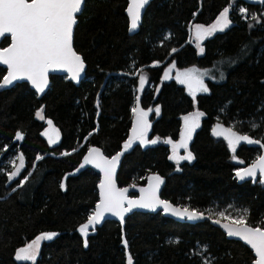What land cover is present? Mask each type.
<instances>
[{
    "label": "trees",
    "instance_id": "1",
    "mask_svg": "<svg viewBox=\"0 0 264 264\" xmlns=\"http://www.w3.org/2000/svg\"><path fill=\"white\" fill-rule=\"evenodd\" d=\"M230 5V26L205 39L197 54L189 29L211 25ZM126 6L127 0H84L73 35L86 66L79 85L50 76L41 98L25 83L0 91V264H32L16 261L15 253L45 232L57 235L42 244L35 264H127L129 254L133 264H253L249 248L226 239L207 220L180 223L161 213H134L123 226L105 222L84 246L78 230L98 201L99 175L80 165L93 147L107 157L123 153L116 181L121 188H137L131 197L159 176L161 198L176 206L215 220L218 212L235 218L247 210L246 222L254 227L264 219L261 178L235 177L264 148L240 142L233 153L223 137L212 135L219 123L264 143V0H152L135 34L128 31ZM9 43L5 38L0 46ZM214 65L224 78L207 81L208 92L195 96L204 115L189 145L192 162L177 170L165 144L143 148L135 142L124 149L137 97L142 110L160 109L148 117V137L179 139L194 99L185 86L163 80L167 67ZM5 73L0 67V82ZM141 75L147 81L138 92ZM41 109L44 119L38 120ZM48 120L59 134L54 146L43 137ZM17 132L22 140H16ZM20 156L24 166L9 180L10 162Z\"/></svg>",
    "mask_w": 264,
    "mask_h": 264
},
{
    "label": "snow or ice",
    "instance_id": "2",
    "mask_svg": "<svg viewBox=\"0 0 264 264\" xmlns=\"http://www.w3.org/2000/svg\"><path fill=\"white\" fill-rule=\"evenodd\" d=\"M149 0H130L127 12L130 18V31L135 30L141 20V12ZM83 0H0V37L5 34H10L11 46L0 51V64L7 66V75L3 77V82L0 83V88L11 85L14 81L27 80L39 92H43L47 86V74L51 68H64L71 73V79L78 80L81 72L84 70V61L81 56L73 50L72 38L73 27L76 24V15L81 11ZM229 7H225L219 17L212 25L205 27L196 25V39L200 41L206 36H211L217 31H224L230 24ZM242 15H245L247 10L243 7L239 8ZM252 19H257L255 15ZM200 47L199 44H197ZM203 52V48L200 49ZM175 51V49H173ZM174 67V65H173ZM172 68L164 74V79H170L169 73ZM206 73H201L193 68L183 72H177L176 79L180 84H186L189 94L195 100L197 92H207L208 88L203 82V76ZM223 75V74H221ZM147 77L141 75L139 77V87L144 89ZM42 109L36 113L40 119H44ZM135 116L132 127V136L129 141L124 144V149L131 147L136 140L140 144H156L157 139L148 140L147 132L150 127L148 115L152 109L147 111L139 107V97H137V107L133 108ZM158 115L160 109H155ZM204 114L195 112L191 115L184 116V128L180 134V142L173 143L172 140H165L164 143L172 146V155L169 159L174 160L179 164L181 160L191 161L194 157L191 152L187 151L188 141L192 138V133L200 126V118ZM47 123L51 127L52 122ZM253 128L258 127L255 123L251 125ZM47 135V133H45ZM212 135L215 137H223L227 141L228 147L233 153L240 142L247 144H259L264 148V143L259 140L250 138L248 135L238 134L233 128H224L219 123L212 129ZM23 135L19 132L16 134V140H22ZM58 140V133L55 137L49 136L48 142L55 144ZM185 149L186 155H179L178 149ZM68 153H65L67 155ZM123 153L106 158L98 148L89 149L88 155L84 158V162L80 165L83 168L86 164H91L98 168L103 173V178L99 183V202L96 204L94 212L87 217V222L80 226L79 232L85 238L84 246L87 247V236L89 229L94 230L106 213L117 216L123 222L126 213L131 212L135 208L149 209L156 211L158 207L164 212H170L173 216L187 218L189 220H197L203 218V213H197L195 210H189L187 207L181 209L173 207L172 204L160 200L157 192L159 185L163 182L159 176L150 178L149 187L141 188L142 196L139 200L128 199L125 193L128 189H119L115 183L116 168L120 157ZM235 159V156H233ZM20 160L19 166L15 167V171L8 174V179L15 178L21 168H23V156L18 157ZM42 159V157H37ZM243 163V161H239ZM257 173L260 174L264 183V155L259 156L250 167L237 171L236 175L243 180L245 177L255 178ZM154 181L155 183H152ZM63 188L64 185L61 184ZM127 204V207H125ZM219 219L214 220V223L220 224L221 220H228L229 223L222 224L227 235L237 237L246 245L250 246L255 253V264H264V219L259 224L262 226H251L247 224V210L238 217L227 216L224 212H218ZM211 218V215L209 216ZM56 233H44L37 236L26 247L19 249L16 252L15 259L17 261H31L35 264L36 257L40 250L41 241L52 240ZM124 246L127 248V241H124ZM127 264H133V258L129 254L127 256ZM205 264H208L205 261Z\"/></svg>",
    "mask_w": 264,
    "mask_h": 264
},
{
    "label": "water",
    "instance_id": "3",
    "mask_svg": "<svg viewBox=\"0 0 264 264\" xmlns=\"http://www.w3.org/2000/svg\"><path fill=\"white\" fill-rule=\"evenodd\" d=\"M151 1H152V0H149V3H148L147 5H145L144 9H142V12H141V20H140V22H139V24H138V27H137L135 30L130 31V18H129V15H128V12H127V8H128V6H129V2H130V0H127V6H126V8H125V15H126V17H127V19H128V31H129V33H131V34H135V33H137V32L139 31V27H140V25H141V22H142V19H143L144 13H145L147 7L149 6V4L151 3ZM244 1H246L247 3H250V4H259L262 0H244ZM83 3H84V0H83ZM82 9H83V4H82V7H81V11H82ZM81 11H80L79 13H77L76 18H77V16L80 15ZM75 25H76V24H75ZM75 25H74V27H73V35H74V28H75ZM5 38H9V39H10V43H9V45L6 47V48H8V47L11 46V37H10V34H5L4 37H0V45H1L2 41H3ZM72 45H73V38H72ZM3 49H5V48H3ZM3 49H2L1 46H0V51H2ZM73 50L76 52V50L74 49V46H73ZM76 53H77V52H76ZM77 54H78V53H77ZM78 55H79V54H78ZM80 56H81V55H80ZM81 58H82V57H81ZM82 60H83V59H82ZM0 67L3 68V69L6 71V73H5V76H6V75H7V66H6V65H3V64H0ZM85 69H86V66H85V63H84V70H83V72H81V74H80V78H79L78 80H73V79H71V73L68 72V71H67L66 69H64V68H51V69H49L48 74H47V86L45 87V89H44L43 92H39V91H37V89L32 85V83H31L30 81H27V80H18V81H14L11 85H7V86H5L4 88H0V91L9 90V89L13 88V87H14L15 85H17V84L25 83V84H27V85L29 86V88H30L32 91H34V93L37 95L38 98H41V97L47 92V90L49 89V85H50L49 77H50V76H62V77H66L68 81L72 82L75 86H77V85H79V83L81 82V80H82L83 77H84ZM2 82H3V79L1 80L0 83H2ZM185 88H186L187 91H188V87H187L186 84H185ZM188 92H189V91H188ZM134 120H135V116L133 115L132 120H131L130 129H129V137L132 136V127H133V124H134ZM245 143H246V142H245ZM246 144H247V143H246ZM99 150H100V149H99ZM100 151H101V150H100ZM88 152H89V151H88ZM88 152L86 153V156L88 155ZM101 153L103 154L102 151H101ZM103 155H104V154H103ZM262 155H264V149H262V154H261V156H262ZM86 156H85V157H86ZM104 156H105V155H104ZM105 157H106V158H111V157H107V156H105ZM112 157H113V156H112ZM251 165H252V164L248 165L247 167H250ZM84 167L89 168V169L93 170L96 174H98V175H99V183H100L101 179L103 178V173H101V172L99 171L98 168L94 167V166L91 165V164H86ZM247 167H245V168H247ZM119 168H120V160H119V163H118V165H117L116 173H115V183H116V187L119 188V189H125V188H121V187H119L118 184H117V181H116V178H117V174H118ZM242 169H244V168H242ZM242 169H240V170H242ZM238 171H239V170H238ZM236 173H237V172H236ZM236 173H235V177L237 178V180H238L239 182L246 181V180H252L253 182H256V180H257L258 177H260V178L262 179V177L260 176V174L257 173V176H256L255 178H252V177H245V179L241 180V179H239V177L236 175ZM99 183H98V185H97V193H98V201H97V203L99 202ZM149 183H150V180H149V181L146 183V185H145L144 187H142V188L147 189V188L149 187ZM152 183H155V182L152 181ZM162 187H163V183H161V184L159 185V190H158V192H157V195H158V197H159L160 200H163V199L161 198ZM126 189H128V191H127V193H125V195L127 196L128 199H131V200H139V199L141 198L142 193L140 192V190H137V196H136V197H131V196H130V193H132V191H133L134 189H131V188H128V187H126ZM134 191H136V189H135ZM163 201H166V200H163ZM166 202L170 203L169 201H166ZM97 203H96V204H97ZM96 204H95V207H96ZM170 204H172V203H170ZM172 205H173V207H178V208L183 209V207H179V206H176V205H174V204H172ZM95 207H94V210H95ZM125 207H127V204H125ZM94 210H93V212H94ZM93 212H92V213H93ZM134 213H142V214H157V213H161L164 217L169 218V219H172V220H174V221H176V222H180V223H181V222H185V221L199 222V221L207 220V221L210 223L211 226H213V227L219 229V230L225 235L226 239H228V240H232V241L240 242L241 244H243L244 246H246L247 248H249V249L252 251V253H253V256H254L253 264H255V259H256V257H255L254 250H252V249L250 248V246L246 245V244H245L243 241H241L239 238L228 236V235H227V232H226V230H225V228L222 227V224H226V223H229V222L222 221V220H221V223H220V224H217V223H214V222H213L215 219H209V218L204 217V216H203V218H201V219H197V220H189V219H187L186 217H185V218H180V217H178V216H173L170 212H167V213L164 212V210H163L162 208H160V207H158V208L156 209V211H151V210H149V209L135 208V209H133L131 212H128V213L125 214L123 222L120 220L119 217H117V216H113V215H111L110 213H106V214H105V218H104L99 224H97V225L95 226V228H99V227H101L105 222H108V221L117 222V223H119L121 226H123V225H124V222H125V220L128 218V216H130V215H132V214H134ZM197 213H198V212H197Z\"/></svg>",
    "mask_w": 264,
    "mask_h": 264
},
{
    "label": "rangeland",
    "instance_id": "4",
    "mask_svg": "<svg viewBox=\"0 0 264 264\" xmlns=\"http://www.w3.org/2000/svg\"><path fill=\"white\" fill-rule=\"evenodd\" d=\"M216 20H217V19H216ZM216 20H215V21H216ZM213 23H215V22H213ZM213 23H212V24H213ZM212 24H211V25H212ZM195 26H196V25H193V26L189 29L190 42H191V43L194 45V47L196 48V50H197V54L201 55L202 52H201L200 49L202 48V43H203V41H204L205 39H207V38L213 36L214 34L219 33V32H222V31H217V32H215L214 34H212L211 36H206L204 39H202V40H200V41H197V39H196V29H195ZM209 26H210V25H209ZM229 26H230V24H229ZM229 26H228V27H229ZM205 27H208V26H205ZM228 27H227V28H228ZM227 28H225V29H227ZM197 44H199L200 47H198ZM220 67H221L220 65H214V66H212V67H210V68H206V69H198V68H195V67H190V68H185V69H175V68L169 66V67H167V68L165 69L162 78H163V80H165V79H164V74H165V72L168 71L169 68H172L171 73H169V75H170L171 78H170V79H167V80H171V79H173L174 81L177 82L178 85H180V86H185V84H180V83L177 81V79H176V74H177V72H183V71H187V70H189V69H193V68H195V69L199 70L201 73H206V75L203 76V82H204L205 86L207 87V84H206L207 81L217 82V81H219L217 78L221 77V80L224 78L223 75H221V74H223V72H222V70H221ZM139 91H140V87L138 88V92H139ZM207 92H208V91H207ZM207 92H197V93H198V94H205V93H207ZM194 106H195L194 110H193L190 114H188V115H191V114H193V113H195V112H197V111L200 112V111L196 108V102H195V100H194ZM135 107H137V103H135L134 108H135ZM150 109H152V111L149 112L148 117H149L151 114H153V115L156 114V112H153V111H154V110H153L154 108H150ZM147 110H148V109H147ZM147 110H145V111H147ZM37 112H38V111H37ZM37 112H36V113H37ZM42 115H43V114H42ZM186 116H187V115H186ZM36 118H37L38 120H43V119L38 118L37 116H36ZM202 118H203V116L200 118V126H201V122H202L201 120H202ZM148 122H149V124H151V122H150L149 120H148ZM200 126H199V127H200ZM199 127H198V128H199ZM215 127H216V126H215ZM215 127H214V128H215ZM183 128H184V119L182 118L181 132H182ZM198 128H196V129L194 130V132L192 133V137H193L195 131H196ZM149 132H150V127H149L148 132H147V139H148L149 141H150V140H153V139H157V138H155V137H153V138H149V137H148ZM181 132H180V134H181ZM45 133H47V135H45ZM56 133H58V132H57L53 127H50L49 124H48V126L45 128V130H44V132H43V137H44L45 140L48 142L49 136H53V137H55ZM213 137H214V138H220V137H215V136H213ZM165 140H169V139H160V138H158V142H157L156 144L148 143V144H144V145L140 144V142L137 140V141H134V142L132 143V145H134L135 142H137V144H139L141 147L145 148V147H149V146H155V145H158V144H165V145L168 147V149H169V153H170V156H171V155H172V146H171L170 144H166V143H164ZM191 140H192V138H191ZM191 140L188 141V148H187V151H189V152H190V150H189V145H190ZM58 141H59V134H58V140H57V142H56L55 144H50L49 142H48V144L54 146V145H56V144L58 143ZM179 142H180V135H179V139H178L176 142H173V143H179ZM132 145H131V146H132ZM178 154L182 156V155H186L187 153H186L185 149L181 148V149H178ZM192 160H193V159H192ZM192 160H191V161L181 160V161L179 162V164L182 163V162H192ZM172 161L175 163V165H176V167H177V170H178V165H179V164H177V162L174 161V160H172ZM19 164H20V161H19V162H15V160H12V161L10 162V165H12V167H13V171H15V167L19 166ZM135 189H137V188H135ZM78 231H79V230H78ZM45 233H48V232H45ZM79 233H80V232H79ZM91 233H93V231H92V229H89V234H91ZM41 234H44V233H41ZM41 234H39L38 236H40ZM80 234H81V233H80ZM33 240H34V239H33ZM33 240H32V241H33ZM32 241L28 242L24 247H26V246H27L29 243H31ZM47 241H49V240L41 241L40 249H41L42 244L45 243V242H47ZM21 248H23V247H21ZM21 248H19V249H21ZM19 249H17V251H18ZM17 251H16V252H17ZM39 252H40V250H39ZM15 255H16V253H15ZM38 256H39V253H38L37 257H36V260H37ZM15 260H16V259H15ZM36 260H35V262H36ZM16 261H17V260H16ZM18 262H25V261H18ZM27 262H28V263H32L31 261H27Z\"/></svg>",
    "mask_w": 264,
    "mask_h": 264
}]
</instances>
